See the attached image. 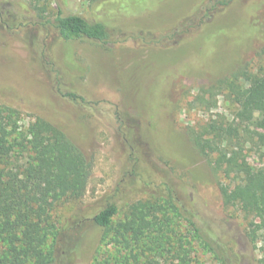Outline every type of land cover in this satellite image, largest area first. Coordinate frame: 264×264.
I'll return each mask as SVG.
<instances>
[{
    "label": "rangeland",
    "instance_id": "1",
    "mask_svg": "<svg viewBox=\"0 0 264 264\" xmlns=\"http://www.w3.org/2000/svg\"><path fill=\"white\" fill-rule=\"evenodd\" d=\"M219 1L39 0L35 8L0 0V103L25 121L40 115L59 125L91 161L84 194L53 202L52 220L71 226L57 264H105L98 253L94 260L102 228L91 219L107 203L121 219L137 200L171 198L230 264H260V245L247 239L240 213L223 206L219 177L191 139L210 117H233L219 79L264 69V0ZM59 11L105 21L111 40H63L52 26ZM256 151L248 159L264 163V147ZM167 227L170 250L147 251L149 264H180L179 244L181 264H219L183 217Z\"/></svg>",
    "mask_w": 264,
    "mask_h": 264
},
{
    "label": "trees",
    "instance_id": "2",
    "mask_svg": "<svg viewBox=\"0 0 264 264\" xmlns=\"http://www.w3.org/2000/svg\"><path fill=\"white\" fill-rule=\"evenodd\" d=\"M31 1L37 8L39 0ZM219 3L226 5L228 0ZM52 26L66 41L89 39L107 44L112 36L105 21L76 13L59 11ZM215 86L235 104L233 117H210L192 131L191 139L219 177L223 206L240 213L245 235L260 245L259 262L264 264V163H252L247 157L248 150L263 152L264 147V69L240 68ZM66 95L83 101L74 92ZM90 171L91 161L59 125L40 115L25 121L20 109L0 103V264H57L71 226L52 220L53 202L81 197ZM168 206L173 217L166 215ZM117 212L115 203H107L91 219L102 228L94 260L98 253L105 264H149L150 259H144L147 251L159 255L170 250L166 244L173 229L167 226L178 216L186 220L191 238L219 264H230L194 214L172 198L169 203L137 200L121 219L114 218ZM180 248L181 244L175 253L182 262Z\"/></svg>",
    "mask_w": 264,
    "mask_h": 264
}]
</instances>
